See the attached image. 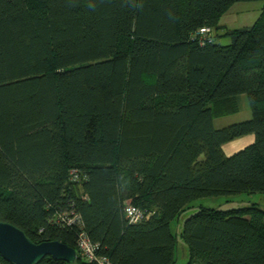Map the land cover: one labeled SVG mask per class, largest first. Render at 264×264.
Listing matches in <instances>:
<instances>
[{
	"label": "trees",
	"instance_id": "trees-1",
	"mask_svg": "<svg viewBox=\"0 0 264 264\" xmlns=\"http://www.w3.org/2000/svg\"><path fill=\"white\" fill-rule=\"evenodd\" d=\"M237 1L260 0H0V220L75 247L76 214L111 264H175L177 234L186 264H264V206L170 225L198 198L264 194V7L224 28ZM241 94L250 117L214 127Z\"/></svg>",
	"mask_w": 264,
	"mask_h": 264
},
{
	"label": "rangeland",
	"instance_id": "rangeland-1",
	"mask_svg": "<svg viewBox=\"0 0 264 264\" xmlns=\"http://www.w3.org/2000/svg\"><path fill=\"white\" fill-rule=\"evenodd\" d=\"M264 2L260 1H237L232 4L228 10L225 11L218 19V23L224 28L237 29V27H247L252 25L259 17ZM218 36L216 40L218 42H224V31L223 29L216 30ZM249 113V102L245 94H241L238 99L237 110L230 113L228 116L218 117L214 120V126L219 128L221 126L230 125V123L241 122L242 120L248 119ZM256 203L260 206H264V194H236L234 196H214L210 198H198L190 203V207L187 208L185 213L175 221L170 223L171 229L174 233H178L182 221L191 213L196 211L199 205L204 207H216L219 209H229L235 207L246 206V204ZM178 240L176 245V263L175 264H186L183 258L184 244L182 239L177 234Z\"/></svg>",
	"mask_w": 264,
	"mask_h": 264
},
{
	"label": "water",
	"instance_id": "water-1",
	"mask_svg": "<svg viewBox=\"0 0 264 264\" xmlns=\"http://www.w3.org/2000/svg\"><path fill=\"white\" fill-rule=\"evenodd\" d=\"M0 256L13 264H37L46 256L73 264L75 248L60 241L35 243L10 222L0 220Z\"/></svg>",
	"mask_w": 264,
	"mask_h": 264
},
{
	"label": "built area",
	"instance_id": "built-area-1",
	"mask_svg": "<svg viewBox=\"0 0 264 264\" xmlns=\"http://www.w3.org/2000/svg\"><path fill=\"white\" fill-rule=\"evenodd\" d=\"M195 37L197 38L200 44L202 43H210L213 41L214 32L212 28L208 26H203L198 29ZM74 175V171H72ZM74 177H76L74 175ZM75 179V178H73ZM124 215L127 222L132 224H137L144 218L146 215L142 212V210L131 203H127L124 207ZM62 219L67 224H75L77 227V236L75 239V251L85 264H111L109 257L105 254H102L98 251L99 245L98 243L91 241L85 229H83V224L81 218L78 215H64Z\"/></svg>",
	"mask_w": 264,
	"mask_h": 264
},
{
	"label": "crops",
	"instance_id": "crops-1",
	"mask_svg": "<svg viewBox=\"0 0 264 264\" xmlns=\"http://www.w3.org/2000/svg\"><path fill=\"white\" fill-rule=\"evenodd\" d=\"M223 44H226L228 41L227 38H224ZM222 43V42H220ZM217 118H214V120ZM214 120H213V125H214ZM215 127V126H214ZM253 140L252 135H243L242 137H238L236 139H232L230 142L224 143L221 148L225 152L226 155H232V153L238 151L239 149H242L243 146L251 143ZM187 252L186 248H183V258L186 259Z\"/></svg>",
	"mask_w": 264,
	"mask_h": 264
}]
</instances>
